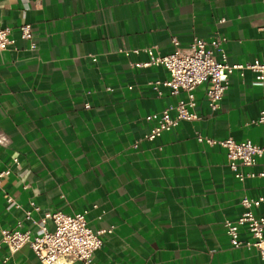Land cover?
Instances as JSON below:
<instances>
[{"label":"crops","instance_id":"1","mask_svg":"<svg viewBox=\"0 0 264 264\" xmlns=\"http://www.w3.org/2000/svg\"><path fill=\"white\" fill-rule=\"evenodd\" d=\"M25 23L31 39L21 37ZM263 23L264 0H0V25L15 40L0 51V170L10 169L0 227L35 235L46 211L89 209L94 230L112 228L94 253L103 264H264L255 248L232 245L225 226L245 210L244 195H264V177L240 180L224 146L197 139L264 145V122H254L264 84L236 70L213 110L201 83L190 107L199 117L148 139L156 120L146 116L189 93L155 88L170 76L164 65H136L150 59L146 47L163 55L174 37L187 47L216 31L230 63L264 59ZM263 168L261 157L252 169ZM252 210L264 215V203ZM239 235L252 238L246 226ZM0 264L42 262L28 244L11 252L2 243Z\"/></svg>","mask_w":264,"mask_h":264},{"label":"built area","instance_id":"2","mask_svg":"<svg viewBox=\"0 0 264 264\" xmlns=\"http://www.w3.org/2000/svg\"><path fill=\"white\" fill-rule=\"evenodd\" d=\"M225 20V17L220 19L221 22ZM19 28L22 38H32L33 30L30 24H21ZM258 29L264 30V23L259 25ZM10 33V27L0 25V51L7 49L14 43L15 40ZM227 40L228 37L224 33L216 31L210 39L194 37L187 47L181 46L179 40L174 37L175 48L163 55L156 54L153 47L145 48L150 54V59L145 62H137L136 65H164L170 74L169 78L164 81H155V88L159 89V85L164 84L171 88L172 93L181 89L189 93V101L170 102L161 111L146 116L148 120H156V124L145 135L146 138L153 139L160 136L164 131L177 126L181 119L198 118V114L190 107L196 105L193 91L201 83H207L206 94L213 110L220 106V101L229 86L230 76L236 70L239 71L240 75H244L246 70H252L255 73L252 84H264V59L255 58L253 61L230 63L224 46ZM172 112L175 114L173 115ZM254 122H264V107ZM197 139L224 146L228 164L240 180L247 177H264V168L259 171L252 169L257 164L258 159L264 157V145L254 143L251 139L239 141L231 136L215 139L198 134ZM7 142L8 139L0 135V143L6 144ZM240 166L248 167V170H241ZM9 173L10 169L0 170V185L2 178ZM7 200L15 201L11 195H8ZM241 203L245 210L240 217L236 220L225 221L231 243L235 247L255 248L264 259V215H257L252 210L254 206H260L264 203V195L257 197L244 195L241 198ZM32 204L34 205V202ZM34 209L38 210L39 206H34ZM88 211L89 209L73 213L60 210L46 211L40 221L41 232L35 235L30 229L0 227V246L5 243L11 252H16L28 244L38 255L42 264H103L94 259V253L102 247L104 235L111 232L112 228L94 230L86 217ZM26 216L27 218L32 217L31 210L27 211ZM49 219L54 224L52 229L47 225ZM18 224L20 226L22 221ZM240 226L247 227L252 236L250 240L240 238Z\"/></svg>","mask_w":264,"mask_h":264}]
</instances>
